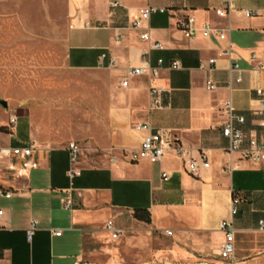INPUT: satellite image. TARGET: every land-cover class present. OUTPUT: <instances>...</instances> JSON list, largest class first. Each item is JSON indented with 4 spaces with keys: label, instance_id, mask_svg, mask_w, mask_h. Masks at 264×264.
Listing matches in <instances>:
<instances>
[{
    "label": "crops",
    "instance_id": "obj_1",
    "mask_svg": "<svg viewBox=\"0 0 264 264\" xmlns=\"http://www.w3.org/2000/svg\"><path fill=\"white\" fill-rule=\"evenodd\" d=\"M227 1L68 0L64 62L71 69L107 72L112 98L80 139L52 145L33 135L32 122L25 133L0 131V146L34 141L38 161L27 176L16 179L9 159L0 158V186L12 191L9 198L0 196V264H221L219 223L231 218L234 264H264V162L229 154L222 134L224 102L230 98L234 113L244 118L233 125L245 139L260 135L255 89L264 87V71L255 76L250 69L264 62V0H230L234 9L228 17L218 16L215 10ZM147 4L168 9L144 23L162 50L152 49L140 38L142 29L132 25ZM186 13L194 15L197 26L209 21L228 27L227 39L185 37L176 21ZM227 41L231 58L219 55ZM143 53L151 65L163 58L156 81L162 88L159 107H151L147 74L127 76L129 67L147 64ZM171 60L181 66L170 68ZM233 61L242 80L229 88ZM208 79L216 86L212 90L206 88ZM141 123L176 136L198 161L204 153L208 165L192 175L172 152L153 163L128 161L123 153L137 149L147 133L136 127ZM71 140L80 145L73 163L67 149ZM70 169L79 173L70 178ZM234 197L239 202L231 216ZM69 199L72 207L66 208ZM143 210L150 222L135 217ZM33 218L37 229L29 240L26 229ZM109 220L121 229L116 237L106 228ZM56 229L60 235L53 234Z\"/></svg>",
    "mask_w": 264,
    "mask_h": 264
},
{
    "label": "rangeland",
    "instance_id": "obj_2",
    "mask_svg": "<svg viewBox=\"0 0 264 264\" xmlns=\"http://www.w3.org/2000/svg\"><path fill=\"white\" fill-rule=\"evenodd\" d=\"M68 0H0V126L55 145L96 126L112 98L104 71L64 62Z\"/></svg>",
    "mask_w": 264,
    "mask_h": 264
},
{
    "label": "built area",
    "instance_id": "obj_3",
    "mask_svg": "<svg viewBox=\"0 0 264 264\" xmlns=\"http://www.w3.org/2000/svg\"><path fill=\"white\" fill-rule=\"evenodd\" d=\"M112 6H116L117 2L111 3ZM234 9L233 3L228 0L223 8H218L215 13L220 17H228L229 13ZM166 7H155L147 4L141 8L137 16L132 21L133 27L142 29L139 36L142 40L147 41L152 49L162 50L163 44L159 41L152 40L148 27L144 23L148 20L149 16L155 12H167ZM245 15L250 16L252 13L249 10H241ZM176 26L183 33L185 37H194L200 34L202 37L214 36L219 40H225L228 36V27H222L212 24L209 21L202 22L199 26L196 24V20L193 14L186 13L178 17ZM232 43L227 41L224 48L221 49L219 55L227 56L231 58ZM146 53L142 54V59L146 61L145 66H131L127 69V76H137L147 74L148 76V88L151 96V107H159L161 105L160 93L162 88L156 84L157 79L160 77V67L163 64V58L157 59L156 65H151L145 58ZM252 60H257L258 56L255 52L251 53ZM216 58L208 59L209 69L214 66ZM178 60H171L169 63L170 68L180 67ZM203 67V65H201ZM236 71V75L232 77L231 73ZM251 73L257 76L260 72L264 71V62L257 61L256 64L250 69ZM241 68L237 61H233L229 67L228 87L232 88V83H239L242 80ZM123 86L128 84V80L125 78L121 81ZM216 86L211 79L206 81V88L209 90L214 89ZM255 92L258 96V115H259V128L260 135H252L247 139L244 138L243 132L233 125V120L236 119L239 122H243L244 118L234 113V107L231 99L228 98L224 102V111L226 113V121L222 127V134L227 138V152L233 154L239 152L240 158L248 160L253 163L264 162V87H257ZM17 117L12 115L9 119V131L12 132L15 129V122ZM139 129L145 130L147 133L144 135L140 146L137 149L126 151L123 156L130 162H137L140 160H146L151 163L160 161L167 152H172L176 157L182 160L186 170L192 174L197 175L200 166H207L208 161L204 153L199 154V161L192 157L188 150L181 144L176 136L163 133L160 130L153 131L148 123H141L136 126ZM37 146L34 141H28L22 145H6L0 146V158L7 157L9 159V169L12 171L16 179H21L29 173L31 169L38 166V161L35 157V151ZM67 149L70 154V161L73 163L78 159V153L80 145L76 141H69L67 143ZM79 171L70 169L68 176L71 178L78 174ZM167 173L163 172L162 177L167 178ZM12 195V191L0 186V196L9 198ZM238 197L232 199V205L230 214L233 216L237 212ZM66 208L72 207L71 199L65 201L63 204ZM3 210L0 209V215ZM262 220L259 221L260 227H262ZM37 219H31L30 225L26 229V236L30 240L35 230L37 229ZM106 228L111 231L112 237H116L120 230L114 227L112 220L107 221ZM219 229L224 233V240L220 246L218 255L222 260L221 264H234V233L235 227L233 220L222 219L219 223ZM60 229L53 231V234L60 235ZM170 233V232H168Z\"/></svg>",
    "mask_w": 264,
    "mask_h": 264
},
{
    "label": "trees",
    "instance_id": "obj_4",
    "mask_svg": "<svg viewBox=\"0 0 264 264\" xmlns=\"http://www.w3.org/2000/svg\"><path fill=\"white\" fill-rule=\"evenodd\" d=\"M8 129L5 126H0V131L6 132ZM135 217L139 220H142L144 222H150V215L149 212L146 210L143 211H135L134 213Z\"/></svg>",
    "mask_w": 264,
    "mask_h": 264
},
{
    "label": "water",
    "instance_id": "obj_5",
    "mask_svg": "<svg viewBox=\"0 0 264 264\" xmlns=\"http://www.w3.org/2000/svg\"><path fill=\"white\" fill-rule=\"evenodd\" d=\"M0 104H1L3 107H6V106H7V102H6L4 99H0Z\"/></svg>",
    "mask_w": 264,
    "mask_h": 264
}]
</instances>
